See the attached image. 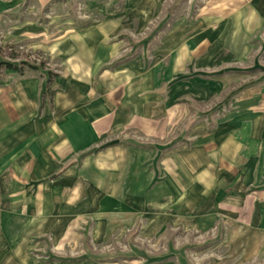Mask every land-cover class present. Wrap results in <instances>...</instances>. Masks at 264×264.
Instances as JSON below:
<instances>
[{"label":"rangeland","instance_id":"rangeland-1","mask_svg":"<svg viewBox=\"0 0 264 264\" xmlns=\"http://www.w3.org/2000/svg\"><path fill=\"white\" fill-rule=\"evenodd\" d=\"M103 23L156 79L150 129L93 135L85 151L134 149L123 196L103 170L91 197L27 198L47 214L19 215L0 180V264H264V0H0V63L27 66L0 67V93L84 66L80 35L59 40ZM45 103L17 141L40 140Z\"/></svg>","mask_w":264,"mask_h":264},{"label":"crops","instance_id":"crops-1","mask_svg":"<svg viewBox=\"0 0 264 264\" xmlns=\"http://www.w3.org/2000/svg\"><path fill=\"white\" fill-rule=\"evenodd\" d=\"M104 25L107 23L81 29L59 40L80 35L79 40L84 46V66L77 65V62L68 65L70 72H63L57 82L52 80L50 97L46 95L47 83L42 90L41 81L37 80L16 81L14 86L4 88L0 93V134L5 133L4 140L0 137V160H8L7 176L0 177L7 184L1 188L14 199L19 215L32 213L33 205V208L41 209L36 211L47 214L44 210L46 205L34 203L43 197H91V174L96 178L103 170H108L116 183L112 189L114 193L108 194L109 197L123 196L124 178L125 182L129 181L127 167L132 165V157L138 158V155H132L134 149L117 145L95 156L85 154V151L91 148L93 135L104 137L123 129H150L155 113L156 79L149 75L154 76V73L144 72L136 60L123 62L122 46L116 39L120 27L104 30ZM55 56L64 61V57L62 61L59 55ZM46 96L52 101L53 108L50 110L45 103L42 113L54 114L51 119L46 118L50 124L34 127V134L35 130L40 134L36 139L40 140L30 143L17 141V132L23 131L20 119L37 113ZM43 130L57 136L44 140ZM58 135L63 136L59 138ZM3 171L4 168L0 174ZM95 188L94 192H97ZM101 193L98 194L101 196ZM33 197L35 200L31 202L34 204H28L26 199ZM37 205L42 206L38 208ZM48 213L52 214V209ZM46 221L57 220L52 217Z\"/></svg>","mask_w":264,"mask_h":264},{"label":"trees","instance_id":"trees-1","mask_svg":"<svg viewBox=\"0 0 264 264\" xmlns=\"http://www.w3.org/2000/svg\"><path fill=\"white\" fill-rule=\"evenodd\" d=\"M1 55V53H0ZM12 59H16V57H13V55L9 56ZM20 66L17 65H13L10 61L6 60L3 61L2 63H0V67L4 68V70H8V71H12L15 72L19 75H23V70L25 69V67H27L26 65H24V63L22 62L21 64H19ZM0 78H1V74H0ZM52 78H49L47 81V91H46V95H48L49 97L51 96V90H50V85L52 84Z\"/></svg>","mask_w":264,"mask_h":264}]
</instances>
